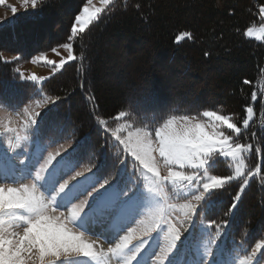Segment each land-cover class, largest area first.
Masks as SVG:
<instances>
[{"label": "snow or ice", "instance_id": "6c2138e0", "mask_svg": "<svg viewBox=\"0 0 264 264\" xmlns=\"http://www.w3.org/2000/svg\"><path fill=\"white\" fill-rule=\"evenodd\" d=\"M5 2L0 0V5ZM20 2L26 11L44 4V0ZM114 4L115 0H99V5L86 0L74 17L69 42L58 46L68 55L57 62L41 53L30 62L47 64L53 73L74 61L83 68V53L77 55L71 41L82 38L94 22L110 13ZM124 4L126 10L127 0ZM10 7L15 15L18 9ZM258 12L264 21V6ZM244 35L264 41V22L258 27L249 26ZM185 39H193V34L181 31L174 38L176 43ZM58 48L51 51L59 56ZM20 61L19 55L8 58L0 53V63ZM13 71L19 80L34 85H42L49 78L36 73L26 75L20 66ZM259 86L264 93V81ZM80 87L83 89L84 84ZM36 91L43 99L32 100L15 112L0 104V137L8 146L0 150V264H180L177 244L189 227L193 232L185 240L193 237L197 228L194 221H199L203 244L187 264H209L214 248L216 259L211 264H264V231L246 246L245 230L240 241L226 249L229 220H205L199 215L203 207H214L212 196L233 181H239V187L225 216H232L252 179L259 177L258 184L264 187V169L259 165L250 169L247 164L249 154L260 149L239 142L242 130H247L253 120L252 106L246 108L247 116L239 125L233 115L216 110L193 114L171 109L159 119L153 114L138 124L129 106L113 117L114 127L109 126L108 119L94 115L97 125L136 165L142 183L132 181L131 186H122L126 168L120 169L121 179L113 184L112 176L101 177L99 169L93 172V163L82 164L76 149L62 155L64 143L52 151L37 145L31 155L17 152L29 139V130L40 115L32 106L40 108L60 99L48 95L42 87ZM85 98L95 104L94 94ZM251 100H257L255 91ZM98 107L95 104L93 113ZM220 159L230 174L213 173ZM99 224L107 225L105 232L92 238L90 234ZM222 236L224 241L218 245Z\"/></svg>", "mask_w": 264, "mask_h": 264}, {"label": "trees", "instance_id": "16d2710c", "mask_svg": "<svg viewBox=\"0 0 264 264\" xmlns=\"http://www.w3.org/2000/svg\"><path fill=\"white\" fill-rule=\"evenodd\" d=\"M85 2L46 0L37 11L18 16L10 24L1 26L0 53L19 55L21 59L28 60L35 53H45L59 45L62 42H54V38L47 44L28 40V30L40 29L54 18H62L64 30L69 33L74 17ZM137 4L140 6L138 9L134 7ZM261 6H264V0H127L125 10L124 0H115L110 13L102 15L74 45L77 55L83 53V68L78 62H70L39 86L48 95L60 97L40 123V142L60 144L70 141L73 145L83 138L76 149L81 161L93 163V169L98 168L101 161L106 162L100 172H104V177L112 176L114 181L119 161H127L128 156L121 152L110 134L97 125L94 115L108 119L109 126L113 127V117L129 106L136 113L138 124L153 114L159 119L171 109L193 114L216 110L233 115L238 125L246 118L248 106L253 107L255 114H260L263 108L259 85L263 76L264 41L250 40L244 33L249 26L262 23L258 12ZM17 30H20V35ZM181 31H190L193 39L176 43L174 38ZM121 44L133 46L137 52L142 50L136 58L137 73L128 78V84L136 89L137 94L130 95L133 98L130 104H126L124 99L111 101L102 83L107 77L108 65L120 61L118 48ZM163 58L166 62H174L177 72L205 78V88L195 94V97L205 99L202 103L195 105L170 99L152 87L138 91L139 83L152 80L155 84L163 76L165 78L159 66ZM19 63L21 61L17 64L0 63V104L8 109H21L32 100L43 99L36 91L37 85L18 79L13 69ZM245 80L250 83L245 84ZM81 84H84L83 89ZM120 85L122 82L112 87L121 90ZM188 88L187 84L181 85L177 94L184 96ZM253 91L257 93L256 101L251 100ZM89 94H94L95 104L99 105L94 113L92 108L95 104H90L85 98ZM100 95H104L103 100ZM140 97H144L143 101L139 100ZM239 142L252 143L254 148L260 149L249 154L247 164L250 169L257 165L264 169V131H258L257 122L252 121L247 130H242ZM218 162L222 169L214 170V174H230L227 164L222 159ZM258 180L256 177L250 181L232 216H225V213L238 191L239 181L217 190L212 196V201L216 202L214 207L209 209L205 206L199 211L205 220H229L230 225L225 230L229 235L226 249H232L245 230L248 232L246 246L252 245L264 231V187L258 184ZM223 237L217 244L223 241Z\"/></svg>", "mask_w": 264, "mask_h": 264}, {"label": "rangeland", "instance_id": "374dc122", "mask_svg": "<svg viewBox=\"0 0 264 264\" xmlns=\"http://www.w3.org/2000/svg\"><path fill=\"white\" fill-rule=\"evenodd\" d=\"M46 1V0H44ZM95 3H97V5H99V0H94ZM10 6H15L18 11L15 15H13V13L11 12V7ZM37 9L33 10L31 8H29L27 11L21 6V2L20 0H6L5 4L0 5V24H10L13 20H15L18 16H22L25 15L29 12L33 13L35 11H37ZM67 13H70V10H67ZM264 22V21H262ZM95 23V22H94ZM257 27L259 25H256ZM65 28V22L64 20H62V18H54L53 21L50 24H45L43 25L40 29L39 27L37 28H33V29H29L28 30V34H29V38L28 40H38L39 42L43 43V44H47L49 42V40H51V38H54V42L59 40L62 43H59V45H62L65 42H69L68 38L71 34V29L68 32H66V30H64ZM17 32H19L20 35V30H17ZM18 34V33H17ZM62 34V37L60 38ZM80 36L74 38L71 42L75 45V43L78 41ZM250 40H254L257 42H263V41H258L255 39V37H247ZM59 45H56L53 48H58ZM51 48V49H53ZM133 46H127L126 44H121L119 46V50H118V54L120 55V61H114L111 62L108 65V71H107V77L105 78V80L102 82L105 84V88L108 90L107 94H109L111 96V101H115V100H119V99H124L126 104H130V101L133 100L132 97H130L131 94H136V89L132 87V85L128 84L129 77H134V75L137 73V61L136 58H139L140 51L142 52V50H138V52L134 51ZM51 49L47 50V52H45L48 55L49 59H52L54 61L59 62L60 59L66 57L68 55L67 50L63 49V48H58V51L61 53V55H56L55 53H53L51 51ZM5 57L11 58L13 56V54H8V53H2ZM41 53H35L33 56L30 57V59L28 60H23L21 59V63H19L18 66L21 67V70L26 74H31V73H36L37 75L40 76H44V77H51L52 75H54L55 73H53L51 66H48L47 64L44 63H40V64H32L31 58L39 55ZM118 55V57H119ZM159 66H161L162 71L165 73V78L163 76V78L159 81H156L155 84L152 83V80H149L147 83L143 82V84H140L137 86V89H139L138 91L142 90V89H150V87H152L155 91L157 90L159 92L160 95L166 96L167 98L170 99H176L180 102L183 103H187V104H198V103H202V101H204L205 99L200 96V97H195L197 94V92L202 91L205 88V78L202 76H200V78L198 77H194L192 76L190 73H183V72H177L176 71V67L174 62L173 63H169L168 61L166 62V59L163 58V60H161L159 62ZM119 70H121V72L119 73ZM204 75V74H202ZM126 77V79H125ZM48 78V79H49ZM46 79V80H48ZM125 79V80H124ZM44 80L43 83L46 81ZM119 82H122L121 86V90L120 89H114L112 86L113 84H116ZM42 83V84H43ZM127 84V85H126ZM187 84L189 86V91H187V93H185L184 96H179V94H177V92L180 89L181 85ZM40 86V85H38ZM140 94V92H139ZM137 95V94H136ZM134 97V96H133ZM145 97V96H144ZM144 97H140L139 100L143 101ZM262 97V96H261ZM104 95H100V99L103 100ZM49 103L47 104H43L42 107L40 108H35V105H33V109L37 112H39L40 114L42 113V110L45 109L47 107V105H49ZM77 106H79V102L76 101ZM261 105H262V100H261ZM12 112L17 111L16 109L13 110L11 109ZM39 118L40 115L37 117V124L29 130L28 136L29 139L27 141H24L22 144V147L20 149H17L18 153H27L29 155H31L37 148V145H39L40 147H47V149L49 151L54 150L58 144H45L42 145L38 139V123H39ZM259 118V114H255L253 113V120L254 123L257 122ZM250 121V123L252 122ZM115 125H113L114 127ZM64 144L66 145L65 150H62V155H65L67 150L69 148H71L73 145L71 143L68 142H64ZM7 143L4 139V137H0V150L6 149ZM45 155L47 154L46 152L44 153ZM129 156V161L125 164L124 168H126V173L124 177V181L122 183V186L127 185V186H131V182L132 181H136L138 184L142 183V181L139 180V173L136 171V165L133 163L132 157L130 155ZM250 156V155H249ZM59 159V157H58ZM223 160V159H222ZM81 163H87L86 161H81ZM106 164V162L101 161L100 165L98 168H96V170H94L93 172H96L97 169L100 170V168H102L104 165ZM123 168V164H120V167L117 171V176H116V181H112L111 183L115 184L118 180L121 179L120 177V169ZM221 164L219 162H217L216 166L212 169L213 173L214 170H221ZM110 170V169H108ZM230 171V170H229ZM104 173V172H103ZM102 172H100V176L104 177ZM204 209L206 207H203ZM202 212H200L201 214ZM197 221H195L196 224ZM107 225L106 224H99L95 226V232L90 234L92 236V238H96L97 234L105 232ZM196 231V230H195ZM155 235V234H154ZM101 240L103 241V237H101ZM192 242H190L187 247H182L184 245L187 244L188 241H186L185 244H181L180 242H178L177 244V251L179 253V255H177V259L180 261V264H187L188 261L192 260L195 257V252L196 250L199 248L202 250V244H203V239L200 237V234H196V232L194 233L192 239ZM162 243V241H161ZM108 245L105 244V247H107ZM215 249V248H214ZM174 255H176V253H174ZM212 260L215 259V256L213 254V257H211ZM209 258V264H210V259Z\"/></svg>", "mask_w": 264, "mask_h": 264}, {"label": "built area", "instance_id": "2783aa9c", "mask_svg": "<svg viewBox=\"0 0 264 264\" xmlns=\"http://www.w3.org/2000/svg\"><path fill=\"white\" fill-rule=\"evenodd\" d=\"M262 78H261V81H264V66H263V74H262ZM262 95H264V93L261 92ZM262 100V110L260 112V117H259V122L257 124V129L258 131H264V99H261Z\"/></svg>", "mask_w": 264, "mask_h": 264}, {"label": "bare ground", "instance_id": "6f19581e", "mask_svg": "<svg viewBox=\"0 0 264 264\" xmlns=\"http://www.w3.org/2000/svg\"><path fill=\"white\" fill-rule=\"evenodd\" d=\"M194 223H195V221H194ZM191 232H193V228L192 227H189L188 228V231L187 232H184V235L181 237V241H180V243L182 245L186 243L185 237H187L189 235V233H191ZM214 256H215V259H216V253H215V251H214ZM211 261H212V258L210 259V264H211Z\"/></svg>", "mask_w": 264, "mask_h": 264}, {"label": "water", "instance_id": "95a60500", "mask_svg": "<svg viewBox=\"0 0 264 264\" xmlns=\"http://www.w3.org/2000/svg\"><path fill=\"white\" fill-rule=\"evenodd\" d=\"M47 112H48V110H44V112L41 115V118L44 117V115H46ZM69 151H71V150H69Z\"/></svg>", "mask_w": 264, "mask_h": 264}]
</instances>
